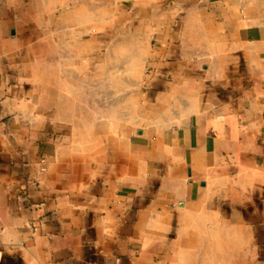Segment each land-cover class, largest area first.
I'll list each match as a JSON object with an SVG mask.
<instances>
[{
    "label": "crops",
    "instance_id": "1",
    "mask_svg": "<svg viewBox=\"0 0 264 264\" xmlns=\"http://www.w3.org/2000/svg\"><path fill=\"white\" fill-rule=\"evenodd\" d=\"M0 264H264V0H0Z\"/></svg>",
    "mask_w": 264,
    "mask_h": 264
},
{
    "label": "rangeland",
    "instance_id": "2",
    "mask_svg": "<svg viewBox=\"0 0 264 264\" xmlns=\"http://www.w3.org/2000/svg\"><path fill=\"white\" fill-rule=\"evenodd\" d=\"M111 37L113 36V35H110ZM108 41H110V37H108Z\"/></svg>",
    "mask_w": 264,
    "mask_h": 264
},
{
    "label": "water",
    "instance_id": "3",
    "mask_svg": "<svg viewBox=\"0 0 264 264\" xmlns=\"http://www.w3.org/2000/svg\"><path fill=\"white\" fill-rule=\"evenodd\" d=\"M5 112H6V110H5ZM6 114V113H5ZM4 117H2V119H3Z\"/></svg>",
    "mask_w": 264,
    "mask_h": 264
}]
</instances>
